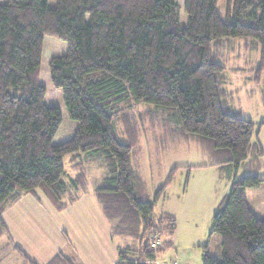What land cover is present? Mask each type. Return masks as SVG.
<instances>
[{"label":"trees","instance_id":"trees-1","mask_svg":"<svg viewBox=\"0 0 264 264\" xmlns=\"http://www.w3.org/2000/svg\"><path fill=\"white\" fill-rule=\"evenodd\" d=\"M218 1L185 0L183 22L176 0H57L55 7L49 0H0V238L10 236L3 212L27 193L41 189L58 210L75 201L91 161L106 170L94 195L113 236L127 238L116 264H153L172 246L177 220L167 212L154 217L175 168L151 200L132 167L139 132L125 111L148 103L167 111L179 124L176 134L198 141L217 163L229 158L221 169H228L231 188L217 205L211 233L220 236L222 254L205 250L201 264H264V218L246 195L264 180V153L253 141L256 123L229 111L226 67L212 49L224 38L264 46V0H228L225 20ZM46 36L68 44L65 55L51 58L50 79L79 122L74 137L60 144L53 139L62 113L46 104L40 79ZM68 155L72 167L79 165L74 177L64 165ZM16 250L26 264H37ZM48 264L76 263L58 253Z\"/></svg>","mask_w":264,"mask_h":264},{"label":"rangeland","instance_id":"rangeland-1","mask_svg":"<svg viewBox=\"0 0 264 264\" xmlns=\"http://www.w3.org/2000/svg\"><path fill=\"white\" fill-rule=\"evenodd\" d=\"M180 4V19L187 21L184 11L185 0H176ZM57 0H49V6L55 7ZM218 12L225 20L228 0L218 1ZM251 48L244 38H224L220 43L214 41L212 49L217 53L218 61L225 65L226 100L229 111L250 119L256 123L254 142H260L264 151V46ZM68 51L67 42L46 36L44 41L43 59L41 65V84L46 88L45 102L49 107H57L62 113V123L53 143L60 144L74 137L79 126L67 111L63 93L53 85L50 79L49 63L52 57L65 55ZM259 80H257L256 79ZM131 110V111H130ZM130 111L132 125L138 127L139 140L132 157L133 170L139 174L145 183L150 199L164 185L173 171V178L155 206L154 217L160 218L166 212L173 214L177 220V228L172 237H168L172 246L161 253L153 264H201L206 251L213 257H221V238L212 233L213 216L219 199L230 192L231 180L228 169L222 166L230 164L217 163L216 158L196 140H185L177 135L179 124L168 117L167 111L153 104H134ZM118 118V119H117ZM115 119V127L123 132L122 139L129 141L125 135L123 120ZM82 153L79 160H85ZM264 161V156H263ZM89 161L84 163L89 169V187L101 181L106 175L105 169L96 168ZM68 177L76 175L73 169L71 155L64 159ZM236 172L233 173V176ZM244 174L241 167L238 176ZM264 178V168L260 171ZM247 201L257 216L264 218V180L257 187L246 189ZM0 238V244L5 243ZM129 244L133 240L128 239ZM17 264H22L18 256ZM1 264H11L16 259L8 250L0 251ZM20 262V263H19Z\"/></svg>","mask_w":264,"mask_h":264},{"label":"crops","instance_id":"crops-1","mask_svg":"<svg viewBox=\"0 0 264 264\" xmlns=\"http://www.w3.org/2000/svg\"><path fill=\"white\" fill-rule=\"evenodd\" d=\"M79 162L77 158L76 163ZM78 167H73L78 170L76 175L80 171ZM86 172V188L62 210H58L41 189L27 193L9 205L2 218L10 236L1 237L5 238V243L0 244V251L8 250V255L13 254L15 264L18 262L16 256L26 264L16 247L37 264H48L58 253H63L76 264H116L117 247L126 245L127 238L113 236L111 222L94 195L102 180L89 187L88 168Z\"/></svg>","mask_w":264,"mask_h":264},{"label":"built area","instance_id":"built-area-1","mask_svg":"<svg viewBox=\"0 0 264 264\" xmlns=\"http://www.w3.org/2000/svg\"><path fill=\"white\" fill-rule=\"evenodd\" d=\"M173 264H178L177 262H174Z\"/></svg>","mask_w":264,"mask_h":264}]
</instances>
